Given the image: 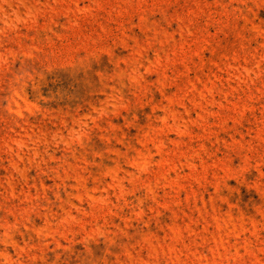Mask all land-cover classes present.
<instances>
[{"label":"rangeland","instance_id":"374dc122","mask_svg":"<svg viewBox=\"0 0 264 264\" xmlns=\"http://www.w3.org/2000/svg\"><path fill=\"white\" fill-rule=\"evenodd\" d=\"M0 264H264V0H0Z\"/></svg>","mask_w":264,"mask_h":264}]
</instances>
